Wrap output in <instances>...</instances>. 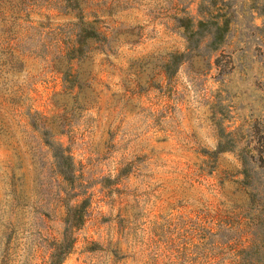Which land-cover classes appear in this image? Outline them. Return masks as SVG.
<instances>
[{
  "label": "rangeland",
  "instance_id": "374dc122",
  "mask_svg": "<svg viewBox=\"0 0 264 264\" xmlns=\"http://www.w3.org/2000/svg\"><path fill=\"white\" fill-rule=\"evenodd\" d=\"M200 1L0 0V264H49L64 231L57 264H246L264 0H230L206 57L184 33Z\"/></svg>",
  "mask_w": 264,
  "mask_h": 264
},
{
  "label": "trees",
  "instance_id": "16d2710c",
  "mask_svg": "<svg viewBox=\"0 0 264 264\" xmlns=\"http://www.w3.org/2000/svg\"><path fill=\"white\" fill-rule=\"evenodd\" d=\"M216 1L217 0H201L198 11L202 18L196 19L193 23L189 20L188 22L192 24V26L189 29H184L187 43L191 41V44L186 45V47L190 46L196 48V50L202 48L203 51H205V57L211 50L215 49L225 40L227 32L230 29V24L233 21L232 17L234 13L240 12L244 14L245 12L243 5H240L239 9L238 5H232L230 0H219V5H216ZM250 8H254L259 14L264 12L262 9H259L256 4L251 5ZM185 26L186 28L188 27L187 24ZM182 54L183 52L171 53L172 60L167 61L164 68L168 70L172 65L176 64ZM53 155L56 157L57 153L54 151ZM71 214L70 217L68 216V218L65 219L66 221H69L73 216L72 211ZM251 234V240L254 242L253 249H255V251L249 249L241 250V260L246 264H264V222H256L253 229H251ZM70 241H72V237L67 238L66 232L64 231L62 240L55 244L49 264H57L61 261L62 257L60 254L70 244Z\"/></svg>",
  "mask_w": 264,
  "mask_h": 264
}]
</instances>
